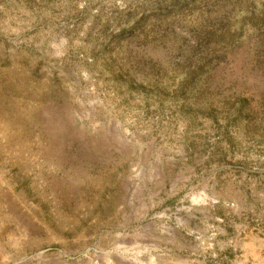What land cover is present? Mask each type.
Masks as SVG:
<instances>
[{"label":"rangeland","instance_id":"374dc122","mask_svg":"<svg viewBox=\"0 0 264 264\" xmlns=\"http://www.w3.org/2000/svg\"><path fill=\"white\" fill-rule=\"evenodd\" d=\"M0 264H264V0H0Z\"/></svg>","mask_w":264,"mask_h":264}]
</instances>
